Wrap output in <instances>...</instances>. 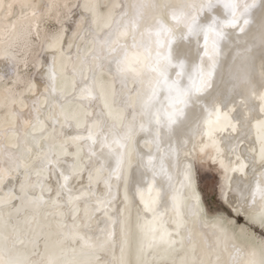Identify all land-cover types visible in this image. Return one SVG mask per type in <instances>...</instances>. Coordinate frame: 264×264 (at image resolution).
I'll return each instance as SVG.
<instances>
[{"label":"snow or ice","instance_id":"obj_1","mask_svg":"<svg viewBox=\"0 0 264 264\" xmlns=\"http://www.w3.org/2000/svg\"><path fill=\"white\" fill-rule=\"evenodd\" d=\"M0 264H264V0H0Z\"/></svg>","mask_w":264,"mask_h":264}]
</instances>
